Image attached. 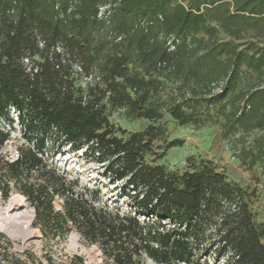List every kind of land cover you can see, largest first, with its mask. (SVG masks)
<instances>
[{"label": "trees", "instance_id": "16d2710c", "mask_svg": "<svg viewBox=\"0 0 264 264\" xmlns=\"http://www.w3.org/2000/svg\"><path fill=\"white\" fill-rule=\"evenodd\" d=\"M11 109L26 145L0 153L1 196L14 187L44 238L74 229L106 264H264L260 191L205 157L163 162L179 144L165 115L217 123L242 165L264 162V0H0V150ZM65 147L115 192L48 161Z\"/></svg>", "mask_w": 264, "mask_h": 264}, {"label": "rangeland", "instance_id": "374dc122", "mask_svg": "<svg viewBox=\"0 0 264 264\" xmlns=\"http://www.w3.org/2000/svg\"><path fill=\"white\" fill-rule=\"evenodd\" d=\"M10 112L14 124L11 128L10 139L0 150L1 156L8 161L14 160L17 149L26 145L21 138V128L15 119V112L12 109ZM110 119L115 125L130 131L140 130L147 124L145 120L128 121L121 112L112 113ZM163 122L167 130V141H179V144L168 149L164 156L163 162L169 167H183L189 155L205 157L217 163L229 179L244 186L256 187L264 196V162H259L250 169L242 165L233 153L240 147L237 135L224 138L222 129L217 123L201 127L179 126L167 115ZM5 127L8 129L6 125ZM255 135L254 132L247 139L250 140ZM48 161H52L59 171L65 170L73 178H78L81 184L99 185L105 196L111 195L116 190L113 186L104 185L100 175L102 167L94 157H82L80 152L72 153L65 147L56 156L52 158L48 156ZM10 198H18L24 202V205L17 210L5 212L3 208ZM55 204L59 207L60 200L57 199ZM119 205L125 208L124 203L120 202ZM30 213H32V220L29 226L21 220H12L20 214ZM33 219L32 207L14 187L10 188L5 200L0 192V225L7 227L16 235V238H11L0 230V264L14 261L17 264H78L75 257L82 260L80 264H106L98 248L83 242L74 229H71L64 241H59L57 238H44L41 232L33 227ZM23 233L32 235L24 239ZM209 259L210 264L212 259ZM223 261L220 259L216 264H223Z\"/></svg>", "mask_w": 264, "mask_h": 264}, {"label": "bare ground", "instance_id": "6f19581e", "mask_svg": "<svg viewBox=\"0 0 264 264\" xmlns=\"http://www.w3.org/2000/svg\"><path fill=\"white\" fill-rule=\"evenodd\" d=\"M22 205H24V202L20 199H16V198H10L8 200L7 205L3 208V210L5 212H9V211H14L17 210L19 207H21ZM12 220H21L22 223H25L26 226H29L31 220H32V213L30 214H20L18 216L13 217ZM0 230L3 231L4 233H6L9 237L11 238H16V235H14L7 227H4L2 225H0ZM32 234L30 233H23L22 237L24 239H27L31 236Z\"/></svg>", "mask_w": 264, "mask_h": 264}, {"label": "built area", "instance_id": "2783aa9c", "mask_svg": "<svg viewBox=\"0 0 264 264\" xmlns=\"http://www.w3.org/2000/svg\"><path fill=\"white\" fill-rule=\"evenodd\" d=\"M108 9H109V4L106 5H102L99 7L98 13H97V17L98 18H103L108 14ZM170 44V43H168ZM172 47V46H171ZM25 63H28V59H24ZM77 69H79V67L76 66Z\"/></svg>", "mask_w": 264, "mask_h": 264}]
</instances>
